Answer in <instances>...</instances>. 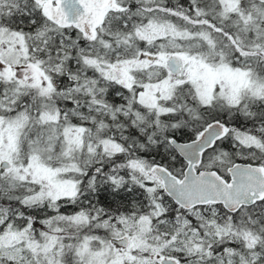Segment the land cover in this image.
<instances>
[{"label": "snow or ice", "instance_id": "obj_1", "mask_svg": "<svg viewBox=\"0 0 264 264\" xmlns=\"http://www.w3.org/2000/svg\"><path fill=\"white\" fill-rule=\"evenodd\" d=\"M0 264H264V0H0Z\"/></svg>", "mask_w": 264, "mask_h": 264}]
</instances>
